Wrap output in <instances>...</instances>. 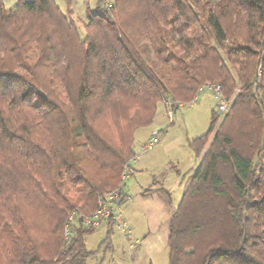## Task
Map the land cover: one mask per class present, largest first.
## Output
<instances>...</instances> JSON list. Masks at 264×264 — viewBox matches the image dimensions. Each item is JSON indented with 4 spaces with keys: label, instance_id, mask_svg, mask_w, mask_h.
<instances>
[{
    "label": "trees",
    "instance_id": "trees-1",
    "mask_svg": "<svg viewBox=\"0 0 264 264\" xmlns=\"http://www.w3.org/2000/svg\"><path fill=\"white\" fill-rule=\"evenodd\" d=\"M4 1L0 264H90L112 246V219L92 250L84 217L111 191L125 200L123 167L159 104H189L207 82L229 108L191 141L200 163L169 264H264V0Z\"/></svg>",
    "mask_w": 264,
    "mask_h": 264
},
{
    "label": "rangeland",
    "instance_id": "rangeland-1",
    "mask_svg": "<svg viewBox=\"0 0 264 264\" xmlns=\"http://www.w3.org/2000/svg\"><path fill=\"white\" fill-rule=\"evenodd\" d=\"M89 0H73L74 6L77 11L85 10ZM61 8L66 11L65 0H57ZM91 4L94 5L95 0H90ZM18 3V0H5L4 4L6 8H10ZM82 13V12H80ZM81 16H84L83 14ZM78 17V15H77ZM165 103V102H164ZM164 103H160L158 107L157 118L152 126L142 128L136 133V149L138 157L134 162V166L137 167V171L129 179L126 180L128 183L129 192L133 195L136 204L139 203L137 200L136 189L137 181H146L148 184H144L148 187L149 183H153L156 180L163 181L167 180L168 186H171L174 181L177 182L174 192V198L177 201L181 199L183 191L185 189V183L195 173L200 158L195 155L191 147V141L197 137L206 133L210 127L212 111H218L220 100L215 96L214 91L211 89H205L200 91L197 98L185 105H181L176 108L174 121L171 122L168 116V110ZM226 110L225 112H227ZM222 114V113H221ZM164 127V128H163ZM159 128V142L153 146V149L143 151L142 146L147 142L150 135L154 132L152 130ZM163 128V129H162ZM157 131V130H156ZM154 165L159 170H167V177L152 176L146 172V177L138 176L143 171L139 158L144 155H152ZM181 161V166L178 168L182 169L181 173L170 164V161L176 162ZM163 170V171H164ZM169 171V172H168ZM141 177V178H140ZM160 183V182H159ZM157 185V186H156ZM155 187H161L160 184L153 185ZM137 187V188H136ZM133 205L131 201H124L120 204L121 211L124 216L131 222H136L139 225V231L142 232L141 236L150 231L148 225L149 215L148 212L141 205ZM130 217V218H129ZM108 228L106 225L100 226L93 234L89 236L87 245L89 249H97L101 242L105 239ZM121 232V231H119ZM129 236L128 233H126ZM122 238V234L115 232L113 235L114 244L110 246L104 243L103 248L96 252L94 258L89 259L90 264H128L127 259L132 249H130V243L123 241L122 245L117 241V238ZM143 237V236H142ZM119 238V239H120ZM152 242H145L142 250L143 256L151 255L154 264H168L169 254H167V248L160 242V237L156 233H152ZM149 239V240H150ZM127 242V243H126ZM152 246L150 247V245ZM134 245V244H133ZM144 259V258H143Z\"/></svg>",
    "mask_w": 264,
    "mask_h": 264
},
{
    "label": "crops",
    "instance_id": "crops-1",
    "mask_svg": "<svg viewBox=\"0 0 264 264\" xmlns=\"http://www.w3.org/2000/svg\"><path fill=\"white\" fill-rule=\"evenodd\" d=\"M157 120H158V118H156L155 121H157ZM156 130L158 131L159 128H157V129L153 128V130L151 132L156 131ZM151 149H153V148H151ZM153 159H154L153 154L149 155V156L144 155L143 157L139 158V160H140L139 163L141 162V164L143 166L141 168L143 169V171L141 173H139L138 176H142L144 178V176L146 177V172L152 176H161L163 178L167 175V170L157 169V167L154 165ZM170 164H173V167L178 170V168L181 166V161L178 160L177 163L170 161ZM134 168H135V172H134V174H135L137 171L136 170L137 167L134 166ZM181 171H182V169H179L178 173H181ZM190 180H191V178L188 179L187 183H185V189L188 186ZM143 183L148 184L146 181H139V180L137 181V187L138 188L136 187L137 188L136 189V192H137L136 195H137V200H139L138 204L141 205L142 207H144V209L148 212V215H149L148 225L150 226V231L148 233L142 235L143 236L142 237L141 236L142 232H140L139 231L140 229L138 228L139 225H137L136 222H132V221L130 222L126 216H124V217H125L127 224L129 226V230H130L129 236H127L124 232L114 231V233L118 232V233L122 234V238H120V237H119L120 239L117 238L118 239L117 241L119 243L122 241L120 243L121 245H122L123 241H127L128 243H130V245H129L130 249L133 250L132 253H130L128 256V259H127L128 264H154L153 258L150 257L151 255H148V257L142 255V252L144 251V248L142 250L144 243L148 242V241L153 243V241H151V239H150L152 236V233L153 234L156 233L160 237V240H161L160 242L163 244V246L165 248H167V254H169V247H168V237H169V233H170L169 224H170V220H171V217L173 215V212L175 211V209H176V207L180 201V199H179V201H177L176 198H174L175 187L177 185L176 181H174L171 186H168L167 180L165 178L163 179V181H159V180L155 179V181L152 184L149 183L148 187L146 185H143ZM155 184H160L161 187L153 186ZM150 188L152 189V191L144 193V190H147ZM185 189H184V191H185ZM129 190H131V188H129L128 183H126L124 186V189H123L124 196H125L124 201H126V200L131 201V202H133V205H134L135 201H134L133 195H131V193H130L131 191L129 192ZM166 191H168L169 193H167ZM184 191H183V193H184ZM181 197H182V195H181ZM138 204H136V202H135V205H138ZM114 233L112 234V246L114 244V240H113L114 239L113 238ZM89 236L87 237V241L89 239ZM151 246H152V244L150 245V247ZM168 264H169V262H168Z\"/></svg>",
    "mask_w": 264,
    "mask_h": 264
},
{
    "label": "built area",
    "instance_id": "built-area-1",
    "mask_svg": "<svg viewBox=\"0 0 264 264\" xmlns=\"http://www.w3.org/2000/svg\"><path fill=\"white\" fill-rule=\"evenodd\" d=\"M105 6L107 8L111 7L109 0H105ZM205 89H211L214 91L215 96L220 100L219 110L225 112L229 108V101L223 96L221 86L219 84L205 83L202 87H200V91ZM165 107L168 110V116L171 122L174 121V115L176 108L170 102H165ZM159 134L160 131H154L147 142L142 146L143 151H147L159 142ZM138 156L131 158L123 167L122 172V180L126 181L129 179L135 172L134 162ZM122 190L111 191L107 193L104 197L99 198V207L93 213L84 217V224L92 227H100L104 221L107 219H112L114 223V227L117 231H121L126 233H130L129 226L127 221L121 211L120 208V194ZM74 214L72 213L69 217L70 220L74 218ZM70 227L66 228V238H69L71 235Z\"/></svg>",
    "mask_w": 264,
    "mask_h": 264
}]
</instances>
